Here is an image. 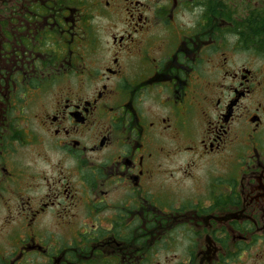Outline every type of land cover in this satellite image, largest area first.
<instances>
[{
    "label": "flooded vegetation",
    "instance_id": "1",
    "mask_svg": "<svg viewBox=\"0 0 264 264\" xmlns=\"http://www.w3.org/2000/svg\"><path fill=\"white\" fill-rule=\"evenodd\" d=\"M0 264H264V0H0Z\"/></svg>",
    "mask_w": 264,
    "mask_h": 264
},
{
    "label": "rangeland",
    "instance_id": "2",
    "mask_svg": "<svg viewBox=\"0 0 264 264\" xmlns=\"http://www.w3.org/2000/svg\"><path fill=\"white\" fill-rule=\"evenodd\" d=\"M105 24H106V20L101 18V17L94 19V21L92 23L93 33H96L95 30L97 29V27H100V28L107 27ZM101 33L102 32H100L99 34H101ZM102 37H103L102 40L104 43H106L105 41H108V39H109L107 34H106V31L103 32ZM84 54H85V52H84ZM234 54H235V57L238 61H251L252 63H259L260 59H258V58H261V57H259V54L254 53L253 50H251L250 52L238 51V52H235ZM108 55H109V50H108V46L106 45L105 47L97 49L96 52H91V56H90V59H88V61H89V63H102L108 57ZM85 58H86V56H85ZM79 61H80V63H86V61L84 62L82 58ZM36 105H37L36 101L30 100L28 107L29 108H35ZM184 157L185 156L180 155V157H178L176 163L174 162V165L175 164L180 165L185 160ZM236 162L237 161H234V163H236ZM232 166H233V163H232ZM170 169H174V166L167 164L166 170L170 171ZM221 169H222V167H221ZM168 171H165V172H168Z\"/></svg>",
    "mask_w": 264,
    "mask_h": 264
}]
</instances>
